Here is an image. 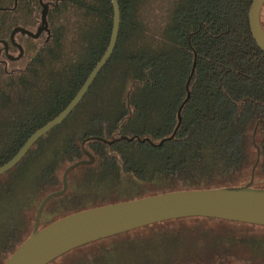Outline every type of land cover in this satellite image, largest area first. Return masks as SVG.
<instances>
[{"label":"trees","instance_id":"trees-1","mask_svg":"<svg viewBox=\"0 0 264 264\" xmlns=\"http://www.w3.org/2000/svg\"><path fill=\"white\" fill-rule=\"evenodd\" d=\"M52 1L47 21L68 6L70 15L50 30L53 45L44 42L28 63L32 77L21 83L29 87V101L22 103L21 115L5 122L8 150L0 153V164L69 102L109 41L111 0ZM117 1L120 23L114 49L86 93L61 123L0 174L8 197L19 186L21 173L37 163L29 170L18 219L0 238V264L29 234L34 216L27 213L35 211L47 192L61 187L67 164L86 157L81 142L90 135L137 134L153 143L85 140L94 160L69 171L66 191L49 199L40 225L85 207L160 191L240 186L249 179L256 147L259 160L250 186H261L255 178L264 179V50L250 31L251 0H166L155 20L148 15L150 0ZM22 2L29 13L41 4L17 0L14 10ZM12 4L0 2V16ZM259 17L264 28V2ZM69 28L68 45L64 35ZM92 102L97 107L91 110ZM191 261L173 253L153 264Z\"/></svg>","mask_w":264,"mask_h":264},{"label":"water","instance_id":"water-1","mask_svg":"<svg viewBox=\"0 0 264 264\" xmlns=\"http://www.w3.org/2000/svg\"><path fill=\"white\" fill-rule=\"evenodd\" d=\"M39 1L42 9L40 24L37 29L33 31L22 25H15L10 31L11 40H13L14 33L18 31L35 38L38 37L43 29L48 30L46 19L48 2ZM111 2L113 5L112 28L103 54L69 102L55 116L36 128L25 139L18 150L8 160L0 164V174L14 166L40 136L62 122L83 97L91 82L107 61L114 49L120 23L118 1L111 0ZM263 2L264 0H251L248 10V21L255 41L264 50V28L259 17ZM2 41L5 44L7 43L6 39ZM19 49L21 54V46H19ZM193 69L194 63L191 72H193ZM186 87L188 89V84ZM188 96L189 94L187 93L184 101ZM184 101H182L178 109V124L181 120L180 109ZM90 138L100 139L106 143L123 138L128 140L136 138L140 141L148 140L153 143L149 137H140L137 134H121L111 138L100 135L85 137L81 142V146L86 157H81L64 167L61 175V187L47 192L40 199L29 234L17 245L2 264H46L58 255L81 244L134 227L175 217L212 216L264 225V188H253L250 186L254 179L255 166L259 160L258 147H256V155L250 170L249 179L240 186L183 188L160 191L85 207L63 214L44 225H40V216L47 201L66 191L69 171L79 164L91 163L94 160L93 154L84 146L85 140ZM164 139L165 137L158 143H161Z\"/></svg>","mask_w":264,"mask_h":264},{"label":"rangeland","instance_id":"rangeland-1","mask_svg":"<svg viewBox=\"0 0 264 264\" xmlns=\"http://www.w3.org/2000/svg\"><path fill=\"white\" fill-rule=\"evenodd\" d=\"M4 1L6 0H0V2ZM165 1L150 0L148 15L151 19L160 18L161 7L164 6ZM40 5L38 3V9L33 10L32 13L26 11L24 6L17 10L2 12L0 35L6 37L14 25H23L34 30L40 19ZM69 11V6L65 11H55L48 20L50 30L58 29L59 24H64L70 15ZM45 37V32L38 38L16 32L15 38L23 46V55L18 60L7 62L10 73L4 71V64H0V92L3 93L0 95V145L1 141L7 139H4L5 122H9L17 114L21 115L22 103L29 101V87L24 88L25 83L22 85L21 79L28 81L32 77L28 72V63L39 46L44 44ZM70 37L69 28L64 35L66 43L71 40ZM47 43L53 45L50 39ZM17 52L16 48L12 49L13 54ZM89 106L91 110L97 107L93 102ZM78 122L74 119L72 123L78 124ZM35 164L37 163L34 161L21 173L16 181L19 186H16L13 194H8L7 197L0 187L2 197L0 198V238L4 232L10 230L11 222L18 219V204L23 202L29 170L33 169ZM255 179L261 184L258 188H264V179L258 177ZM27 214L34 216L35 211H29ZM43 220L41 217L40 224L44 223ZM216 243L220 245L221 250L230 253L228 250L230 249L232 253H236V258L231 256L232 264H239L240 261L246 264H264V261H261V257H264V225L204 216L169 218L96 239L58 255L52 264H153L168 258L173 253L182 259L191 258L194 262L191 261L190 264H209L207 262L212 256L210 253ZM196 259L204 263L196 262Z\"/></svg>","mask_w":264,"mask_h":264},{"label":"flooded vegetation","instance_id":"flooded-vegetation-1","mask_svg":"<svg viewBox=\"0 0 264 264\" xmlns=\"http://www.w3.org/2000/svg\"><path fill=\"white\" fill-rule=\"evenodd\" d=\"M44 2H48V9L52 5H55V2L52 1V0H46ZM16 5H17V0H13V4L6 7L7 8V11L14 10L15 7H16ZM23 6H24V9L27 8V4L25 2H22L21 3V7H23ZM41 9H42V6H41ZM39 24H40V20H39V23L37 24V26L35 27V29L33 31H35L37 29V27L39 26ZM47 26H48V30L43 29L39 33V35H38V37H40L42 33H44V32L46 33V37H45L44 42L48 41L51 38V31H50V28H49V25H48V21H47ZM11 29H10V31H11ZM10 31H9V33H8V35L6 37H3L2 35H0V64H4V71H6V72L8 71V69H7V62L9 60L10 61L18 60L23 55V46L16 40V38H15V34L16 33H14L13 40H11L10 39ZM23 35H27V34H23ZM38 37H35V38H38ZM3 39H6V41H7L6 44L2 41ZM19 46H21V48H22L21 54H20ZM13 48H16L17 49V51H18L17 54H13L12 53V49ZM8 72L10 73L11 71H8ZM5 138H6V134H5L4 139ZM1 142L2 143L0 145V148H1L0 149L1 150L0 153H4V152H6L8 150V145H7L8 144V141L6 139L5 141H1ZM227 248H229V247H227ZM228 250H229L230 253H227L225 250H221L220 245L219 244H216V246L213 247V250L210 253V254H212V256L210 257V259H209V261L207 263H209V264H232L231 256H233V257L236 258V256H235L236 253L233 252L234 253L233 254L230 251V249H228ZM261 261H264V257L263 258L261 257ZM196 262L204 263L200 259H196ZM241 263H243V261H240L239 262V264H241ZM243 264H246V263H243Z\"/></svg>","mask_w":264,"mask_h":264}]
</instances>
